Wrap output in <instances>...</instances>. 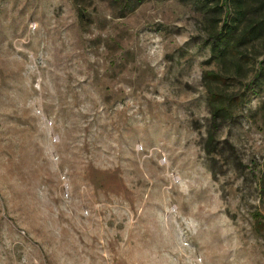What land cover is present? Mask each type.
Wrapping results in <instances>:
<instances>
[{"label": "rangeland", "instance_id": "rangeland-1", "mask_svg": "<svg viewBox=\"0 0 264 264\" xmlns=\"http://www.w3.org/2000/svg\"><path fill=\"white\" fill-rule=\"evenodd\" d=\"M193 5L0 0V264H264V43Z\"/></svg>", "mask_w": 264, "mask_h": 264}, {"label": "trees", "instance_id": "trees-1", "mask_svg": "<svg viewBox=\"0 0 264 264\" xmlns=\"http://www.w3.org/2000/svg\"><path fill=\"white\" fill-rule=\"evenodd\" d=\"M108 1L116 15L122 17L135 10L144 0ZM248 1L252 3L250 6ZM192 3L203 13L209 31L211 50L217 55L224 57L228 53L238 56V60L241 61L246 58L241 48L264 43V0H231L235 15H228L225 19H221L223 7L219 0H192ZM220 22L222 23L219 24ZM257 63L252 79L256 81L253 82L255 83L253 86L259 88L261 84H264L261 81V79L264 80V58ZM214 74L218 80L225 79L220 73ZM237 98L224 94L222 91L210 89L208 102L213 118L226 119L230 114L231 102L236 101Z\"/></svg>", "mask_w": 264, "mask_h": 264}]
</instances>
